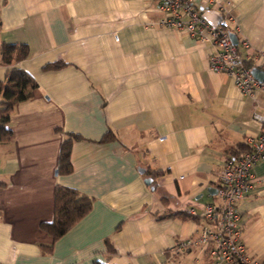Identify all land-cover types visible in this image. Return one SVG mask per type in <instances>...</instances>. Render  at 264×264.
Instances as JSON below:
<instances>
[{
  "label": "crops",
  "instance_id": "crops-1",
  "mask_svg": "<svg viewBox=\"0 0 264 264\" xmlns=\"http://www.w3.org/2000/svg\"><path fill=\"white\" fill-rule=\"evenodd\" d=\"M192 3L201 13L229 6L233 21L221 14L222 28L240 55L264 54V0ZM158 17L144 0H0V43L28 49L21 63L0 65V82L18 69L36 83L0 143V264H216L204 246H176L218 203L224 162L258 136L252 116L264 113V92L241 94L209 71V44L159 27ZM67 135L79 139L61 175ZM252 176L236 207L248 255L264 262V161ZM57 187L92 205L53 242L41 225L53 220Z\"/></svg>",
  "mask_w": 264,
  "mask_h": 264
},
{
  "label": "built area",
  "instance_id": "built-area-1",
  "mask_svg": "<svg viewBox=\"0 0 264 264\" xmlns=\"http://www.w3.org/2000/svg\"><path fill=\"white\" fill-rule=\"evenodd\" d=\"M144 1L154 7L159 16V27L193 38L201 44H209L214 49L207 60L209 71L229 77L235 88L245 96L253 97L258 91L264 92V80L260 82L251 74L254 68L264 72V54L255 56L251 61L252 68H247L246 62L251 57L240 55L237 46L230 40V33L222 26L207 23L192 0ZM216 9L220 15L227 17L226 22L233 21L229 6L217 5ZM222 22L226 25L224 20ZM248 47L246 41L241 42L242 50ZM252 117L260 126L258 136L248 138L246 150L224 162L216 191L218 203L204 206L200 215L203 225L191 238L178 244L177 251L204 246L209 258L216 264H264L261 259L251 258L247 253L241 240V217L236 207L253 188V167L264 161V113L255 112ZM189 214L197 217L192 210Z\"/></svg>",
  "mask_w": 264,
  "mask_h": 264
},
{
  "label": "trees",
  "instance_id": "trees-1",
  "mask_svg": "<svg viewBox=\"0 0 264 264\" xmlns=\"http://www.w3.org/2000/svg\"><path fill=\"white\" fill-rule=\"evenodd\" d=\"M28 49L24 45H8L0 43V65L10 68L27 58ZM62 64H51L45 66V70L58 69ZM247 68H252V62H246ZM36 89V83L25 72L12 69L7 72L6 78L0 82V143H6L10 132L7 129L14 107L21 102H25L32 96ZM77 136L67 135L60 150L57 172L61 175L71 173L69 153L72 141L78 140ZM110 139L109 134L105 135L101 141ZM245 148L246 145L241 146ZM244 150V151H245ZM92 200L80 195L74 190L57 187L54 192L53 220L49 224L41 225V229L46 232L53 242L63 237L70 228L91 209ZM176 217L192 218L184 214H177ZM51 246L44 247L43 253H50Z\"/></svg>",
  "mask_w": 264,
  "mask_h": 264
},
{
  "label": "water",
  "instance_id": "water-1",
  "mask_svg": "<svg viewBox=\"0 0 264 264\" xmlns=\"http://www.w3.org/2000/svg\"><path fill=\"white\" fill-rule=\"evenodd\" d=\"M202 17L207 23L212 26H224V23L222 22V16L216 11L205 10L202 13ZM230 40L233 45L237 46V40L233 34H230ZM251 74L260 82L264 80V72L262 70L254 68L251 70ZM150 182L151 181L148 180L146 183L149 184Z\"/></svg>",
  "mask_w": 264,
  "mask_h": 264
}]
</instances>
